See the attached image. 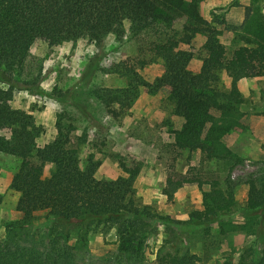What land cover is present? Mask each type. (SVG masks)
Here are the masks:
<instances>
[{
  "label": "trees",
  "instance_id": "1",
  "mask_svg": "<svg viewBox=\"0 0 264 264\" xmlns=\"http://www.w3.org/2000/svg\"><path fill=\"white\" fill-rule=\"evenodd\" d=\"M251 9L247 8L240 26L227 25L243 41L229 53L220 39L222 30L204 18L201 0H0V152L20 160L11 187L19 193L17 210L21 214L6 224L8 235L0 238V264H111L107 258L83 256L72 240V231L79 230L78 246L88 249V233L100 226L116 227L118 251L137 264L156 222L182 230L191 226L187 231L194 232L223 222L234 211L252 221L254 241L239 256H224L217 264H264V167L246 181L244 205L237 201L231 173L225 187L219 180L205 181L196 174L169 177L164 189L169 200L178 188L190 184L202 191L204 208L180 221L137 202L138 167L122 163L124 175L99 178L100 162L95 155L82 158L79 145L73 142V123L59 120L56 137L40 145L43 128L32 111L13 105L16 76L25 71L36 41L54 47L86 39L100 49L110 35L123 40L127 29L139 35L167 28L170 32L149 47L163 60L161 76L149 82L134 65L116 62L110 70L125 73L128 84L95 87L92 94L118 119L130 113L141 92L155 94L167 88L174 115L183 118L181 128L173 132L176 150L199 151L205 160L230 164L232 171L244 160L224 143L227 134L244 127L241 107L246 99L238 83L264 76V13L250 17ZM179 19L185 20L182 32L175 30ZM198 34L206 36L202 46L206 55L200 68L193 70L194 53L183 45H190ZM222 72L231 78L228 88L221 82ZM28 87L31 84L23 85ZM47 164L54 168L50 176L45 175ZM41 211H48L45 226L50 234L38 239L34 222ZM175 234L159 248L157 264H199L200 256Z\"/></svg>",
  "mask_w": 264,
  "mask_h": 264
},
{
  "label": "rangeland",
  "instance_id": "2",
  "mask_svg": "<svg viewBox=\"0 0 264 264\" xmlns=\"http://www.w3.org/2000/svg\"><path fill=\"white\" fill-rule=\"evenodd\" d=\"M248 7L252 8L248 14L250 17L264 13L263 0H201L204 18L222 30L220 39L229 53L243 41L236 39L235 32L227 25L240 26L247 17ZM184 24L185 20L179 19L175 30L182 32ZM166 32L170 30L160 28L136 35L127 29L123 40L117 41L114 35H110L100 49L86 39L54 47L38 40L31 47L25 71L16 76L18 82L13 105L32 111L43 128L38 138L40 145L56 137L59 120L73 123L76 127L73 142L79 145L82 158L95 155L100 162L97 170L99 178L124 175L122 163L129 168L138 167L134 183L137 202L152 207L158 214L187 221L191 212L204 208L202 191L197 184H190L178 188L173 199L169 200L164 193L169 177L178 179L196 174L205 181L219 180L225 187L231 173L236 184L237 201L239 205L246 203V181L264 167V79H242L238 83L246 99L241 107L245 114L242 119L244 127L227 134L224 143L244 160L232 171L230 164L205 160L199 151L176 150L173 132L181 128L183 118L174 115L167 88L155 94L141 92L130 113L118 119L92 94L95 87L121 88L128 84L129 78L125 73L110 70L116 62L134 65L149 82L161 76L163 60L154 56L149 47L152 41L163 38ZM205 41L206 36L198 34L190 45H183L194 53L190 64L193 70L200 68L206 55L202 47ZM221 82L228 88L231 78L222 72ZM25 83L31 84V87L24 89ZM60 114L66 117L61 119ZM19 162L15 156L0 152V238L8 235L6 224L21 216L17 210L19 193L11 187ZM53 169L47 164L45 175L50 176ZM204 189H209V185H205ZM47 217L48 211L36 214L35 236L38 239L50 234L45 226ZM251 225L252 221L245 220L238 211L225 216L223 222L207 228L198 227L194 232L187 231L191 226L185 225L182 230L156 222L137 264H157L159 248L175 233L181 236L192 253L200 256L199 264H217L224 256H239L244 248L252 244L255 235ZM79 232L77 229L72 231V240L83 256L107 258L111 264H131L118 251L116 227L100 226L90 231L88 249L78 246Z\"/></svg>",
  "mask_w": 264,
  "mask_h": 264
},
{
  "label": "crops",
  "instance_id": "3",
  "mask_svg": "<svg viewBox=\"0 0 264 264\" xmlns=\"http://www.w3.org/2000/svg\"><path fill=\"white\" fill-rule=\"evenodd\" d=\"M250 80V81H258L260 79H264V76H261V77H252V78H247V79H244V80Z\"/></svg>",
  "mask_w": 264,
  "mask_h": 264
}]
</instances>
